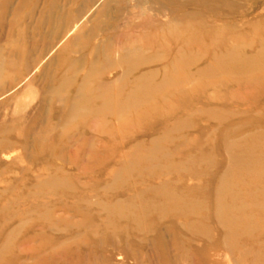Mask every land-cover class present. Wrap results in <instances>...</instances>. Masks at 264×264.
<instances>
[{
  "label": "rangeland",
  "instance_id": "1",
  "mask_svg": "<svg viewBox=\"0 0 264 264\" xmlns=\"http://www.w3.org/2000/svg\"><path fill=\"white\" fill-rule=\"evenodd\" d=\"M0 264H264V0H0Z\"/></svg>",
  "mask_w": 264,
  "mask_h": 264
},
{
  "label": "bare ground",
  "instance_id": "2",
  "mask_svg": "<svg viewBox=\"0 0 264 264\" xmlns=\"http://www.w3.org/2000/svg\"><path fill=\"white\" fill-rule=\"evenodd\" d=\"M132 64V63H130ZM89 78H86V81H88ZM68 84L67 80L62 81L60 87H58L55 91L56 94L60 93L61 91H63L66 86ZM147 86H143V88H146ZM82 88H87L86 84L85 86H83ZM90 102L91 100V94H86V97H84L83 95H80L79 97L74 98V100L70 101L68 106H69V114L71 115H75V116H84L85 114H87L88 112H90L88 110V105L84 104V102H82L83 100Z\"/></svg>",
  "mask_w": 264,
  "mask_h": 264
},
{
  "label": "water",
  "instance_id": "3",
  "mask_svg": "<svg viewBox=\"0 0 264 264\" xmlns=\"http://www.w3.org/2000/svg\"><path fill=\"white\" fill-rule=\"evenodd\" d=\"M18 99H19V98H18ZM18 99H17V100H18ZM15 101H16V99H15ZM9 111H10V109H9ZM9 113H10V112H9Z\"/></svg>",
  "mask_w": 264,
  "mask_h": 264
}]
</instances>
